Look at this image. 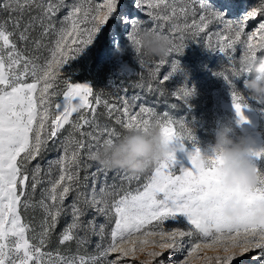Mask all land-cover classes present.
I'll use <instances>...</instances> for the list:
<instances>
[{
    "label": "snow or ice",
    "instance_id": "1",
    "mask_svg": "<svg viewBox=\"0 0 264 264\" xmlns=\"http://www.w3.org/2000/svg\"><path fill=\"white\" fill-rule=\"evenodd\" d=\"M183 5L176 7L169 5L166 0H147L150 9L148 15L153 27L142 28L143 21L136 19L121 18V23L130 25V31L126 38L133 48L135 59L141 67H146V62L141 58V46L137 40V34L141 31L163 32L168 25L171 36L170 53H180L186 46L185 37L190 35L196 40L213 21L223 24V29L217 36L215 45L209 42L205 46L213 51L219 50L224 53L229 63L233 61L231 53L235 52L236 45L244 46L239 72L233 68L236 75L244 73L245 62L257 56L258 52L264 50V20L259 22L255 31L246 34L245 26L250 20H255L258 15L264 14V3L259 7H252L250 11L242 15L238 20L227 19L224 12L210 6L208 0H180ZM118 0H104V3L90 6L89 0H4L0 3V9L7 12L8 20L0 22V264H98L102 258L105 264H124L125 257H134L136 252L146 251L149 260L141 261L140 264H152L156 257L164 255L167 250L169 255L183 249L185 238H196L188 248V256L181 264H190L189 257L197 250L206 247H220L223 255L215 257L205 256V264H232L238 256L253 250H259L258 259L264 264V220L257 221L247 212L237 219L226 218L222 214L225 201L235 194L241 200L246 209L257 201L264 200V174L260 177L258 186L251 191L229 190L224 191L220 187L218 172L219 157H214L208 166H204L200 150L194 145V151L189 152L191 161L190 168H181L177 174L173 171L176 161L175 153L170 152L167 157L158 161L152 167L151 174L147 177L142 188L124 192L109 204L105 196L112 195L101 188V196L95 194L90 199L84 198L83 193L76 191V198L70 205L72 222L60 233L59 244L76 241L78 245L86 242L85 238L77 236V230L81 228V220L88 209H95L97 213L103 214L114 220L111 228L110 242L102 247L99 256L86 258L78 256L67 258L58 253L42 251L49 242L55 231L59 218L66 211L65 200L73 193L74 186L78 182V173L74 172L73 166L79 167L80 150L85 147L83 140H78L75 133L81 136L87 135L93 141L101 145L111 143L117 136L115 129L99 128L95 122L96 107L103 104L109 115L118 111L109 105L99 95H95L93 88L87 83H72L64 81L65 90L63 107L55 103L54 110L52 96L57 75L62 66L75 55L93 44L98 34L107 25L110 18H115ZM140 7V4L137 5ZM225 7H229L227 4ZM67 9V14L56 26V15L62 9ZM170 8V11L168 9ZM35 11L36 15H31ZM25 13L28 14L24 20ZM192 17L189 23V17ZM199 17L198 19L196 17ZM183 21L181 23L180 21ZM18 32L19 40L29 42L30 33L35 27L42 29L41 36L50 32L55 35L54 46L50 49L51 56L40 65L36 61L38 57H29L18 50L17 45L11 37L13 32L8 31V23ZM86 25V26H85ZM246 35V39H242ZM179 43H176V38ZM78 38L79 43L69 56L66 51L72 45L68 44V38ZM258 37L254 43L253 38ZM41 46L40 41H35V47ZM121 53L125 49L116 46ZM161 64L164 63L162 60ZM160 65L150 69V76L156 79V72ZM179 61L173 60L171 71L165 74L162 80L157 82V87L163 94L164 85L170 77L178 70ZM130 76V70L125 68ZM217 75H223L217 73ZM31 76L33 83H26L25 77ZM227 79V77H225ZM43 82L39 89L37 85ZM143 87V85H133ZM148 90L152 91L149 84ZM180 100L187 102V98L193 95V90L186 86L179 87L172 93ZM78 98V102L73 100ZM133 99H136L135 97ZM95 101V105L93 104ZM232 103L240 122H245L247 117L243 109L247 107L244 98L236 91L232 92ZM129 103L123 100V120L116 118V123L123 128H136L147 130L153 123L157 124L166 142L173 140L193 141L191 130L183 122L179 125V131L171 118L155 116L151 108L141 107L134 115L129 114ZM91 112L92 116L87 115ZM77 114L78 119L74 122L71 117ZM71 124L72 132L66 138L64 144V155L52 162L59 167V177L55 181H49L50 187L41 190L42 199L38 202L43 210L44 219L38 233V243L34 244L27 233L31 230L28 224L23 223L20 209L27 210L35 207L29 199V183L32 195L35 194L37 186L42 183L40 179L41 169L39 164L28 173L29 162L37 159L46 149L48 141L57 137L65 125ZM91 125L97 130V135L92 132L84 133L82 129ZM104 136L103 142L100 137ZM181 148L184 147L181 143ZM89 148L93 145L89 144ZM256 158L264 156V149L254 153ZM92 159V157L90 156ZM107 168L102 167L101 171ZM95 176V174H93ZM128 180L139 179V176L126 177ZM83 203L84 207H80ZM182 221L187 226L172 227L165 229L164 224L168 221ZM87 231L100 235L103 240L104 226L101 225L99 232H95L92 222H89ZM37 237H33L36 239ZM152 244L160 251L146 250L145 245ZM239 249V251H234ZM117 254L115 259L109 260L111 254ZM163 264V261L160 262Z\"/></svg>",
    "mask_w": 264,
    "mask_h": 264
},
{
    "label": "rangeland",
    "instance_id": "2",
    "mask_svg": "<svg viewBox=\"0 0 264 264\" xmlns=\"http://www.w3.org/2000/svg\"><path fill=\"white\" fill-rule=\"evenodd\" d=\"M208 0L210 6L214 9L224 12L227 19L238 20L242 15L246 14L252 7H259L264 0ZM4 0H0L3 3ZM71 2V0H66ZM169 5L175 4L176 7L183 6L180 0H166ZM90 6L95 7L97 4L104 3V0H89ZM140 4V7L137 5ZM229 7H225V5ZM150 9L147 6V0H118L117 12L115 18H110L106 26L98 34L97 39L93 44L87 46L83 52L70 58L65 63L61 72L58 73L56 81L53 83V88L50 92H55L56 95L52 96V104L54 110L55 103L63 107L64 97L62 96L65 90L64 81L72 83H87L94 91L95 95H99L103 100H106L109 105L114 106L118 111H113L109 115L106 107L101 104L96 107L95 122L99 128L115 129L117 135L123 133L125 128L121 124L116 123V118L124 119L123 100L127 99L129 103V114L134 115L140 111L141 107L151 108L155 116L152 117L153 122L157 117L171 118L176 122L174 125L179 131L181 122L185 123L191 130L194 137L193 141L184 139L171 141L170 147L175 153L176 161L173 165V171L177 174L181 168H190L191 161L188 153L194 151V145L199 147L201 151L208 147L210 142H214L213 129L220 123L229 122L236 129L237 134L250 135L254 138L255 149L264 148V103H259L252 99L247 90L243 87V81L246 78H251L250 75L241 73L234 74L233 68L239 72L241 67L242 57L244 56V46L241 44L236 45L235 52L231 53L233 61L228 62L224 53L218 49L213 51L205 46L211 37L213 45L217 42L215 34L220 33L223 29V24L213 21L205 30L206 34H202L196 40H192L190 35L185 37L186 46L180 53H170L167 57L148 56L140 53L141 58L146 62V67H141L138 60L135 59V53L132 46L126 38V34L130 31V25L121 23V18L136 19L143 21L142 28H151L153 23L148 15ZM170 11V8L168 9ZM67 14V9L62 8L56 15V26L59 28L60 21ZM8 13L0 9V22L8 20ZM31 15H36L33 11ZM264 15V14H261ZM28 14L25 13L24 20H27ZM199 18L198 16L196 17ZM192 17H189L188 22H191ZM264 19L250 20L245 26V33L249 34L256 30L259 22ZM183 23V21H180ZM86 26V25H85ZM8 31L13 32L11 39L16 43L18 50H21L24 55L29 57H38L37 63L43 65L51 56L50 49L54 46L55 35L51 32L46 36H41L42 29L35 27L31 33L29 42H22L19 40V34L11 25H7ZM168 25H165L163 32H168ZM159 31V29H158ZM170 36V35H169ZM171 38V36H170ZM246 39V35L242 37ZM258 37L253 38V42L257 41ZM39 40L41 46L37 49L35 41ZM68 44L72 45L66 51L69 56L73 54V49L79 43V39L69 37ZM176 43H179L177 36ZM120 45L125 49L121 53L116 46ZM258 56L264 57V50L258 52ZM164 61L161 64V61ZM179 61L178 70L170 77L165 83L163 94L157 87V82L162 80L163 76L171 71L172 61ZM160 65L159 71L156 72V79L153 80L150 76V69ZM125 68L130 70L131 75L124 77L127 73ZM222 73L223 75H217ZM227 77V79L225 78ZM26 83H33L34 79L31 76L25 77ZM143 85V87L133 85ZM152 85L153 90L149 91L148 86ZM186 86L193 90V95L187 98V102L178 99L172 95L181 86ZM43 87V82L37 85L36 96L39 97V89ZM236 91L244 98L247 107L243 109L244 115L247 117L245 122L238 124L239 117L236 115L232 103V92ZM136 99H133V98ZM78 102V98L73 100V103ZM95 105V101L93 100ZM89 117L92 116L88 112ZM72 121L78 119L77 114H73ZM82 131L84 133L92 132L93 136L97 135V130L91 125L85 126ZM72 132L71 124L64 126L60 130L57 137L48 141L46 149L41 153L37 159L29 162L28 173L31 176L32 170L39 164L41 173L40 179L42 183L37 186L34 195L31 193L29 183V199L35 204V207H29L25 210L23 207L20 209L22 221L28 224L30 231L27 233L31 242L38 243V233L40 232L41 222L44 219L43 210L39 207L38 202L42 199L41 190L50 187L49 181L58 179L60 171L59 167L52 162L58 160L64 155V144L69 133ZM78 140H83L85 147L80 150V164L79 167L73 166V171L78 173V182L74 186L76 190L65 200L64 207L66 211L59 218L55 231L50 237L49 242L42 249L47 253H52L53 256L58 253L60 256L67 258H74L78 256L93 257L99 256V252L103 246L110 242L111 228L114 227V220H109L103 214H99L95 209H88L81 220V228L77 230V236L85 238L86 242L78 245L74 240L64 245L59 244L60 233L72 222L70 205L73 204L76 198V191L83 193L84 198L90 199L93 194L97 198L101 196V188L112 195L105 196L109 204L119 195H123L127 191H135L142 188L146 182L147 177L151 174L152 168L133 174L127 170L113 168L101 171L102 166L91 159V153L96 151L99 144L93 141L87 135L81 136L75 133ZM104 136L100 137V142H103ZM181 143L184 147L181 148ZM91 144L93 147L89 148ZM254 163L257 164L258 169L264 171V156L256 158L250 157ZM95 174V176H93ZM136 175L139 179L128 180L126 177ZM80 207H84L83 203ZM89 222L95 227V232H99L100 226H104L103 240L100 235L94 234L92 231H87ZM172 227H187L182 221H168L165 222L164 228L171 229ZM33 237H37L33 239ZM196 242V238H185V244L181 251L169 255L168 251H164V255L156 257L152 260V264H181V262L188 256V248L192 243ZM102 245L98 248L97 245ZM146 250L160 251L158 247L152 244L144 246ZM234 251H239L235 249ZM259 250H253L245 253L243 256H238L232 264H262L261 260L253 259L257 256ZM223 255V250L220 247H206L197 250L189 257L190 264H205L204 257H215L216 255ZM115 253L111 254L108 259H115ZM124 264H140L141 261L149 260L146 251H137L135 256L125 257ZM98 264H105L101 258ZM215 264V260L211 262Z\"/></svg>",
    "mask_w": 264,
    "mask_h": 264
},
{
    "label": "clouds",
    "instance_id": "3",
    "mask_svg": "<svg viewBox=\"0 0 264 264\" xmlns=\"http://www.w3.org/2000/svg\"><path fill=\"white\" fill-rule=\"evenodd\" d=\"M141 52L148 56L167 57L170 54L171 38L165 32L141 31L137 34ZM243 87L249 96L259 103H264V57L254 56L245 62ZM241 123L238 121V124ZM214 142H210L203 151L200 150L204 166H208L211 159L219 157L218 172L220 187L224 191L255 189L264 171L258 169L256 163L250 159L260 149H255L254 138L250 135L237 134L236 129L229 122L218 124L213 129ZM171 142H166L160 127L153 123L147 130L136 128L125 129L111 143H102L91 153L93 160L107 169L119 168L133 174L144 172L170 152ZM264 149V148H261ZM248 213L257 221L264 220V200L257 201L250 208L233 194L225 201L222 214L229 219H237Z\"/></svg>",
    "mask_w": 264,
    "mask_h": 264
},
{
    "label": "trees",
    "instance_id": "4",
    "mask_svg": "<svg viewBox=\"0 0 264 264\" xmlns=\"http://www.w3.org/2000/svg\"><path fill=\"white\" fill-rule=\"evenodd\" d=\"M246 2H248V3H249V1H248V0H246ZM257 18H258V19H264V15H261V14H260V15H258V16H257Z\"/></svg>",
    "mask_w": 264,
    "mask_h": 264
}]
</instances>
